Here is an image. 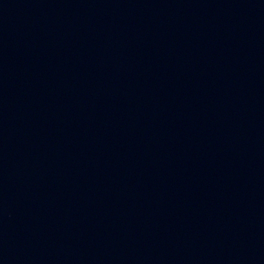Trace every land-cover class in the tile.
Segmentation results:
<instances>
[{
	"label": "water",
	"instance_id": "obj_1",
	"mask_svg": "<svg viewBox=\"0 0 264 264\" xmlns=\"http://www.w3.org/2000/svg\"><path fill=\"white\" fill-rule=\"evenodd\" d=\"M0 264H264V0H0Z\"/></svg>",
	"mask_w": 264,
	"mask_h": 264
}]
</instances>
